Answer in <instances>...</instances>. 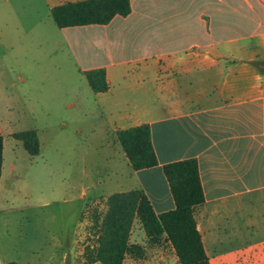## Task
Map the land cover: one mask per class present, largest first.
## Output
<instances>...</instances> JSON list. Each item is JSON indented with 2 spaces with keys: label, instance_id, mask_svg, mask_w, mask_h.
<instances>
[{
  "label": "crops",
  "instance_id": "0c3cea01",
  "mask_svg": "<svg viewBox=\"0 0 264 264\" xmlns=\"http://www.w3.org/2000/svg\"><path fill=\"white\" fill-rule=\"evenodd\" d=\"M17 1L47 42L77 46L83 74L102 69L105 92L86 83L114 135L148 125L157 165L132 170L121 149L131 169L123 190L142 191L157 215L170 211L163 166L195 159L204 202L194 219L209 263L264 264V72L255 66L264 61V0H129L125 17L63 29L51 8L82 0ZM0 133L1 199L4 169L14 166H5Z\"/></svg>",
  "mask_w": 264,
  "mask_h": 264
},
{
  "label": "rangeland",
  "instance_id": "374dc122",
  "mask_svg": "<svg viewBox=\"0 0 264 264\" xmlns=\"http://www.w3.org/2000/svg\"><path fill=\"white\" fill-rule=\"evenodd\" d=\"M19 2L0 0V126L6 134L34 130L40 149L30 156L5 134V166L14 170L5 168L2 181L0 264H100L88 253L98 247L109 198L139 190H123L131 165L80 71L83 55L47 42ZM257 205L264 214V194ZM128 244L141 252L122 264H179L134 214Z\"/></svg>",
  "mask_w": 264,
  "mask_h": 264
},
{
  "label": "trees",
  "instance_id": "16d2710c",
  "mask_svg": "<svg viewBox=\"0 0 264 264\" xmlns=\"http://www.w3.org/2000/svg\"><path fill=\"white\" fill-rule=\"evenodd\" d=\"M129 12V0H82L55 6L51 8L50 15L54 24L63 29L104 25L114 16L125 17ZM255 66L264 72V61L256 62ZM102 75V69L84 72L87 83L95 93L107 90ZM12 136L21 142L28 155L39 153V139L34 130L16 132ZM115 136L132 170L157 165L147 124L118 129ZM2 150L3 138L0 133V175ZM163 174L174 200V208L155 214L149 200L140 190L112 195L108 212L101 223L98 247L88 253L90 260L100 264H122L130 253L138 255L141 252L139 246L128 244L134 214L147 239L151 243L163 239L172 248L179 264H210L194 219L195 207L204 202L196 160L186 159L165 164Z\"/></svg>",
  "mask_w": 264,
  "mask_h": 264
}]
</instances>
